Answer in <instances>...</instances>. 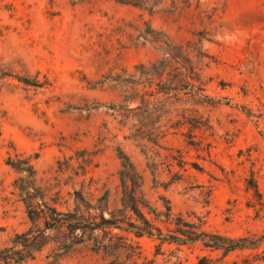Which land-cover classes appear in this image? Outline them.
I'll use <instances>...</instances> for the list:
<instances>
[{"label": "rangeland", "instance_id": "374dc122", "mask_svg": "<svg viewBox=\"0 0 264 264\" xmlns=\"http://www.w3.org/2000/svg\"><path fill=\"white\" fill-rule=\"evenodd\" d=\"M134 1L0 0V249L25 254L32 232L42 247L18 264H103L81 231L53 227L79 194L121 207L122 153L167 237L135 239L149 264H264V243L170 241L188 225L264 235V0ZM28 158L44 194L35 221L26 174L8 165Z\"/></svg>", "mask_w": 264, "mask_h": 264}, {"label": "trees", "instance_id": "16d2710c", "mask_svg": "<svg viewBox=\"0 0 264 264\" xmlns=\"http://www.w3.org/2000/svg\"><path fill=\"white\" fill-rule=\"evenodd\" d=\"M114 1L126 5L138 4L136 3L138 1L134 0ZM165 56L162 62L167 67H172L174 58L169 52H166ZM162 77L165 78V73L162 74ZM19 80L24 84L32 85L29 79L19 78ZM121 158L123 159V168L120 173L122 188L120 192L121 207L110 210L109 196H106L102 201L103 203L99 205L92 204L95 198L88 199L85 208L82 202L84 199L79 194V198H76V208L67 214L59 213L65 219L56 221V225L53 228L56 232L62 234L81 231L84 234L82 242H89L93 246L94 252L103 256V264H149L143 257L139 242L135 239L145 236L155 237V231L159 233L160 237H163V232L147 218L143 211L145 205L143 203L142 176L126 155L121 153ZM8 165L17 172L26 174V177L21 180L22 185L19 189L25 196L24 203L26 204L29 217L32 221H35L40 215L38 202L44 201V194L41 193L40 188L37 186V175L31 159H10ZM53 210L55 213L58 212L56 209ZM106 213H109V217H106ZM169 216H171L170 209ZM188 226L192 228L191 231L179 228L176 231V235L170 238V241L178 242L181 245L201 243L205 248L222 250L226 253L257 248L264 243V235L258 239L257 243H249L248 239H232L219 234L207 233L202 231L201 227ZM115 230L121 233H114ZM31 233H26L22 236L27 239L25 240L26 243H21L24 250H26L25 254L22 252L8 254V249H0V264H18L19 262L34 259L35 253L40 251L42 245L35 248L31 245L33 243L28 238ZM86 233L90 234L89 239H85ZM99 233H103V235L100 236ZM165 238L167 237L162 239L165 240ZM197 264H211V260L208 257H201L198 259Z\"/></svg>", "mask_w": 264, "mask_h": 264}]
</instances>
